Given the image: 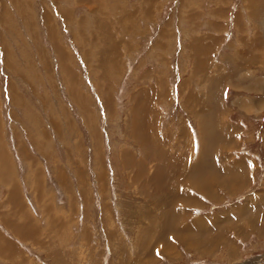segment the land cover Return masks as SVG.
Wrapping results in <instances>:
<instances>
[{"label": "rangeland", "instance_id": "1", "mask_svg": "<svg viewBox=\"0 0 264 264\" xmlns=\"http://www.w3.org/2000/svg\"><path fill=\"white\" fill-rule=\"evenodd\" d=\"M244 1L0 0V213L32 227L22 264H264Z\"/></svg>", "mask_w": 264, "mask_h": 264}, {"label": "crops", "instance_id": "2", "mask_svg": "<svg viewBox=\"0 0 264 264\" xmlns=\"http://www.w3.org/2000/svg\"><path fill=\"white\" fill-rule=\"evenodd\" d=\"M249 7V9L254 8L255 12L251 10L253 14H256L255 16H251V19L248 18V26L250 29L256 32L254 37L257 39V36H260V40H264V0H245ZM245 3V4H246ZM253 9V10H254ZM248 14V13H247ZM245 29L243 23H242V31ZM258 33V35H257ZM259 38V37H258ZM253 51H249L250 49H246V54L250 56H255V61L258 59L259 53L264 56V47L259 43H254L253 47L251 48ZM244 52V50L242 49ZM255 70H258V64H255L254 66ZM247 68H243L242 70H246ZM264 148V147H263ZM7 196H10V192ZM13 196V195H12ZM10 198V197H9ZM22 203V202H21ZM7 204V203H6ZM4 210V209H2ZM6 212L0 213V264H22V256L19 254L20 251V244L26 245V246H34V242L32 243V232L29 231V228H32L31 226L29 228L26 227V225H20V220L18 219V215L16 214V219H14V222H11L10 220L6 219ZM5 215V216H4ZM20 216V215H19ZM34 228V227H33ZM31 232V233H30ZM29 234V235H28ZM36 235V233H35ZM31 240V242H30ZM18 243H20L18 245ZM25 243V244H24Z\"/></svg>", "mask_w": 264, "mask_h": 264}, {"label": "bare ground", "instance_id": "3", "mask_svg": "<svg viewBox=\"0 0 264 264\" xmlns=\"http://www.w3.org/2000/svg\"><path fill=\"white\" fill-rule=\"evenodd\" d=\"M148 181H152V182H155V186H154V189H153V192H156V194H157V197L158 198H161V202H165V200H166V195H163V192H169V194L171 193V195L173 196V197H175V195H176V193H177V187L175 186V187H172L171 189L169 188V189H165L164 190V188L165 187H163V186H161V184L160 183H158L157 181H156V179L155 178H152L151 180L149 179ZM171 187V186H170ZM167 188V187H166ZM160 202V203H161Z\"/></svg>", "mask_w": 264, "mask_h": 264}]
</instances>
